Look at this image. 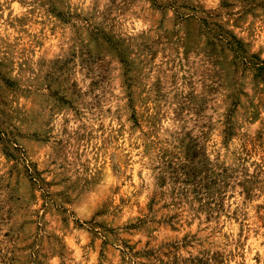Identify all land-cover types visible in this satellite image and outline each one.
Instances as JSON below:
<instances>
[{"label": "clouds", "instance_id": "9594fccd", "mask_svg": "<svg viewBox=\"0 0 264 264\" xmlns=\"http://www.w3.org/2000/svg\"><path fill=\"white\" fill-rule=\"evenodd\" d=\"M150 3L0 0V70L10 82L0 95V126L8 133L0 143V261L8 259L5 253L11 249L23 253L24 264H106L92 243L98 245L102 238L95 237L88 224L83 229L73 226L74 221H91L103 205L111 209L112 226L123 230L145 214L138 209L146 208L155 195V220L149 216L146 230L130 234L139 248L149 241L155 246L176 244L181 264H192L196 257L215 264L205 255L215 252L224 253L225 264H257V254L264 264V208L257 214L258 206H264V149L251 155L244 150L264 144V102L252 106L253 101H264V84H254L245 75L239 49L224 45L227 59L219 68L204 55L193 56L185 73L174 70L177 78H190L183 86H173L167 68L161 73L163 82H158L157 72L166 62L153 64L147 55L150 48L143 49L144 55L132 48L158 43ZM181 4L186 5L180 8L183 15L218 19L243 42L245 55L264 62L262 0H178L166 9L168 22H175ZM234 20L241 23L233 26ZM178 30L179 40L184 33ZM105 37L116 47L99 44ZM76 40L81 41L79 49L73 48ZM121 50L130 59L120 65L122 79L113 82L109 74ZM57 59L64 63L55 64ZM70 62L71 72L60 81L55 74H62ZM233 64L239 65V72L232 69L229 76ZM49 67L51 74L43 70ZM45 77L70 96L61 97L60 88L45 84ZM46 98L57 104L47 107ZM182 137L195 141L192 154H179ZM36 166L42 171L35 172ZM214 174L227 177L230 185L223 199L204 188ZM254 179L258 183L250 186ZM197 186L202 189L199 201L192 191ZM45 203L46 229L38 230L42 222L29 228L25 221L43 214ZM164 204L169 206L167 215L180 213L179 223L161 220ZM62 219L67 224H61ZM173 224L178 230L173 231ZM14 233L18 242L40 237L47 246L38 256L14 248L8 243ZM120 247L116 243L113 264H119Z\"/></svg>", "mask_w": 264, "mask_h": 264}, {"label": "rangeland", "instance_id": "374dc122", "mask_svg": "<svg viewBox=\"0 0 264 264\" xmlns=\"http://www.w3.org/2000/svg\"><path fill=\"white\" fill-rule=\"evenodd\" d=\"M255 2V0H253ZM264 2V0H262ZM178 3V0H151L150 8L156 14L155 19L157 21L156 27L159 31V36L155 37L154 40L158 41V43H153V41H148L147 43L143 44L142 46H138L136 44L132 45L133 51L136 53H140L144 55L143 49L150 48L152 49L150 52L147 53L148 56L151 58V62L153 64L157 63L158 61L163 60L166 62L165 64L161 65L159 71L157 72V81L162 83L161 73L165 71V68L168 69V72L171 73V80L173 81V86L176 83H180L183 86L184 81H188L190 78L188 76H180L177 78L174 74V70L178 67L181 73H185L189 65L194 63L193 56L197 59L204 55V58L208 60L210 64L214 67L219 68L223 61L227 59V55L224 53L221 45L224 47L232 48V49H239L237 52V58H243V64L245 66V75L255 84L257 81L260 84H264V62H255L253 58H249L247 55L244 54V45L242 41H239V38L236 36L235 33L231 31L229 28L225 31L224 26L219 23V20L213 21L208 18H201L200 20H196L194 17H190L188 15H183L180 13V8L186 7V5H179L177 8V15L175 17V22H168L164 16L166 13V9L170 6H173ZM227 6V5H226ZM52 12L55 13V8L52 9ZM241 23L240 20L232 21L233 26H237ZM182 30L184 36L182 39H177L180 35V31ZM43 31V29H41ZM50 31L55 34V27L50 29ZM204 37V38H201ZM228 37H232L231 40ZM87 39V37H85ZM81 41L76 40L73 44L74 49L80 48ZM104 47H111L115 48L116 45L113 44L111 41L107 40L105 37L102 41L99 42ZM42 46V45H40ZM96 44H93V47H96ZM190 53L192 55H190ZM74 54V53H73ZM211 56V58H209ZM65 59L67 60L68 57L66 56ZM91 59V58H90ZM130 57L121 50L120 59L116 61L112 65V71L109 74L110 80L113 82L116 79H122V76H119L118 73H122L123 69L120 67L121 64L126 63ZM258 59V58H257ZM137 60L139 61V65L144 64V60L137 56ZM43 63V62H42ZM55 64H62L64 63L63 60L57 59L54 61ZM130 67V66H129ZM224 67H228L224 65ZM73 68V64L67 63L64 69V72L56 73L55 75L59 78L60 81L71 72ZM232 69H235L239 72V65L233 64L231 68H228L229 76L232 73ZM46 73L51 74L50 67L43 69ZM131 70V69H130ZM133 75L135 73H132ZM195 75V73L193 74ZM45 84L50 85L53 89L57 87L60 88V96H70V93L67 92L66 88L63 87L61 84H58L53 81H49L47 77H45ZM4 85H10L9 80L4 75L3 71L0 70V95H3L5 88ZM259 86V85H257ZM261 92L264 93V88H261ZM238 103V101H236ZM264 101H253V108L256 107L258 103H262ZM57 101L54 99L46 98V106L51 107L56 105ZM133 119H137L134 115ZM8 139V133L4 130L2 126H0V143H3L5 140ZM195 144V141L189 143L186 138H180L177 144L179 154H183L187 151L189 154H192V149ZM264 149V144H250L245 146L244 150L248 155H251L253 152H257L258 150ZM176 156V153L172 154ZM245 163H247V156L240 157ZM30 173L33 169H29ZM35 172H41L42 170L39 166L34 168ZM226 171V170H225ZM34 180L38 179L37 177H33ZM42 179V177H39ZM227 177H223L221 179L220 176L213 175L211 180V184H205L204 188L209 189V193H216L218 198L223 199L226 196V191L230 187V185L226 182ZM48 184H52V181H45ZM255 183H258V179H254L250 182V186H254ZM215 185V187H212ZM223 185V187H221ZM176 189L173 190L172 195H176ZM194 193L197 194V200L199 201V194L202 192V189L199 186L194 187L192 189ZM181 195L186 196V193L181 189ZM251 193L249 192L248 197L250 198ZM162 198V197H161ZM41 199H47L46 197H41ZM123 199V198H121ZM156 196H153V199L149 202L146 206L141 205L140 209H143L145 214L138 216L136 218L135 224L125 225L123 230H117L112 225L115 223L113 215H111V209L104 207L103 205L97 209L96 214L93 216L91 221H85L81 223L79 220L74 221L73 226H79V228L83 229L85 224H88L89 227L92 229V234L97 238H102V242L100 244H96V241L93 240V244L96 246V250L99 253V259L106 264H113V260L115 259V245L119 243L121 245L119 251V264H181L180 257L177 255L179 252V247L176 244L172 245H164L161 244L160 246L152 245L151 242H145L143 248H139L138 244L139 241L133 242L130 239V234L134 231L144 229L146 230L149 225L148 217L151 216L152 220H155V213H156ZM55 207V204H53ZM41 208L44 210L43 214L37 212L36 215L29 217L28 221H25L29 224V228H32L34 225H37V222H42L38 225L39 227H43L46 229L47 227V216H48V204H42ZM164 215L161 216V220L167 221H176L179 223V216L180 213L176 212L174 215H167V211L169 206L167 204L162 205ZM264 208V206H258V215L259 209ZM67 209L63 210V215H67ZM99 215L100 219L96 220V216ZM11 219V217L9 218ZM264 220V217H261ZM61 224H67L66 219L61 220ZM189 226H191L189 224ZM22 227V225H21ZM261 227H264V223H262ZM95 228H100L101 232H95ZM173 231L178 230L175 225H172ZM151 235V232L148 233ZM18 234L13 235V240H9L8 243L12 245L14 248H23L29 249L35 255H39V249L44 248L47 246V241L37 237V239H27L25 242H18L16 241V236ZM241 240L239 243L243 245L244 238L243 234L241 233ZM188 237H184L185 243H187ZM205 255H211L212 260L215 264H225V255L223 252H215V253H206ZM229 255H234V253H229ZM7 256L6 261H0V264H24L23 259L20 257L23 256L22 252L19 251H12L11 249L5 253ZM254 259H257V264H259V254H257ZM184 264H188L187 261H184ZM192 264H208L206 259L201 257H196Z\"/></svg>", "mask_w": 264, "mask_h": 264}]
</instances>
